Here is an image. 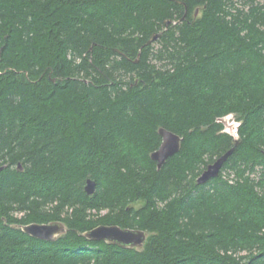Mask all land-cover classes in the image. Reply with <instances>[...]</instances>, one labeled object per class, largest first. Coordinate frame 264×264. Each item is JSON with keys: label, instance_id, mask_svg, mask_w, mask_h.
Returning <instances> with one entry per match:
<instances>
[{"label": "trees", "instance_id": "1", "mask_svg": "<svg viewBox=\"0 0 264 264\" xmlns=\"http://www.w3.org/2000/svg\"><path fill=\"white\" fill-rule=\"evenodd\" d=\"M179 1L0 0V264H264V0ZM159 127L181 147L157 169Z\"/></svg>", "mask_w": 264, "mask_h": 264}, {"label": "water", "instance_id": "2", "mask_svg": "<svg viewBox=\"0 0 264 264\" xmlns=\"http://www.w3.org/2000/svg\"><path fill=\"white\" fill-rule=\"evenodd\" d=\"M180 2L179 0H176ZM198 9L195 10L197 14ZM170 19L165 21V26L170 23ZM160 36V32L153 33L144 45L154 42ZM228 118H232L233 122L227 124ZM224 124V131L231 134L234 138V144L231 148L218 156L213 162L207 164L205 169L197 177V184H204L212 178L219 175L223 164L227 161L229 156L233 153L234 149L239 143L237 122L232 114L218 118ZM157 133L161 137V142L158 148L150 153V158L156 163L157 169L161 168L166 160L175 155L181 147V137L175 132L168 130L164 127H159ZM84 190L87 194H92L95 190V181L91 178L86 179ZM21 230L26 234L45 241H54L59 235L66 231V226L60 221H52L48 223H29L22 225ZM83 235L92 240H102L110 244L118 245L122 248H139L141 247L146 238L147 232L141 229L123 228L118 225H105L100 224L94 228L85 231Z\"/></svg>", "mask_w": 264, "mask_h": 264}, {"label": "rangeland", "instance_id": "3", "mask_svg": "<svg viewBox=\"0 0 264 264\" xmlns=\"http://www.w3.org/2000/svg\"><path fill=\"white\" fill-rule=\"evenodd\" d=\"M232 122H233V119L232 118H228L227 124H231ZM135 205L138 206L139 203H136Z\"/></svg>", "mask_w": 264, "mask_h": 264}]
</instances>
